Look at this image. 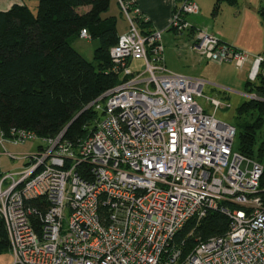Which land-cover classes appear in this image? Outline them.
Returning <instances> with one entry per match:
<instances>
[{
	"label": "built area",
	"instance_id": "built-area-1",
	"mask_svg": "<svg viewBox=\"0 0 264 264\" xmlns=\"http://www.w3.org/2000/svg\"><path fill=\"white\" fill-rule=\"evenodd\" d=\"M118 1L128 28L109 53L121 82L87 106L98 113L94 129L76 147L64 131L44 139L16 175L0 178L10 264H264V164L240 153L236 126L215 116L230 103L205 95L204 79L167 70L163 30L141 33L137 8ZM198 12L184 0L166 30H188L192 49L208 61L243 67L251 59V82L264 73V54L183 17ZM79 37L89 40L85 29ZM134 61L141 67L131 68ZM10 134L13 142L37 139ZM209 211L225 215L228 230L182 256L177 232Z\"/></svg>",
	"mask_w": 264,
	"mask_h": 264
},
{
	"label": "trees",
	"instance_id": "trees-1",
	"mask_svg": "<svg viewBox=\"0 0 264 264\" xmlns=\"http://www.w3.org/2000/svg\"><path fill=\"white\" fill-rule=\"evenodd\" d=\"M35 1V12L25 3L0 10V131L10 137L12 130H26L41 139L64 131V139L76 147L94 129L98 118V113L87 106L121 82V72L114 68L109 53L120 35L117 18L105 14L113 0ZM121 1L129 3L130 11L134 9L129 0ZM183 1L177 0L173 11ZM223 2L237 3L215 0V13ZM258 11L264 21V6ZM120 13L128 28L121 9ZM132 17L141 33L153 31L141 13H133ZM83 29L95 45L91 60L72 44ZM245 86L246 92L254 89L262 100H248L237 108V114L255 109L259 113L236 127V149L264 164V74L255 83L247 80ZM38 203L32 201L33 205ZM228 228L225 215L209 211L199 220L187 221L177 232L175 244L184 256L198 242L222 235ZM6 248L7 233L0 218V250Z\"/></svg>",
	"mask_w": 264,
	"mask_h": 264
},
{
	"label": "rangeland",
	"instance_id": "rangeland-1",
	"mask_svg": "<svg viewBox=\"0 0 264 264\" xmlns=\"http://www.w3.org/2000/svg\"><path fill=\"white\" fill-rule=\"evenodd\" d=\"M193 1L200 8V13L197 15L185 14L183 17L189 24H193L196 28L207 29V25H203L204 21H201V19H205L208 20V24L212 25L214 29L219 30L220 28H223L226 33L233 30L232 34L234 35L238 33L236 31L237 28L235 25L239 22L243 23L244 27V30L240 34L241 36L245 33V29H253L249 21H243V16L238 17L241 9L237 6H232L224 2L222 3L220 10L215 13L213 11L214 0ZM27 5L32 9V11L35 12V0H27ZM246 12L247 11L244 13ZM105 14H113L116 16L117 30L119 33L123 32L127 28V23L125 22L122 14L120 13V9L114 0L111 1L109 9ZM160 43L162 47V58L167 70L192 78L204 79L205 81L209 82L203 89L205 95L213 97L215 96L220 98L222 101H228L230 103V107L223 109L219 108L216 111L215 116L218 119L226 121L237 127L240 124H243L250 119L253 120V118L257 117L259 113L257 109L249 110L243 114H237V108L241 105V103L248 100H253L245 96L247 94V88L245 84L248 80V72L251 69V64L245 75V73L240 72V67L233 61L216 62L206 60L197 51L192 49L193 39L186 29L182 30L181 32L177 30L164 29L162 31ZM72 44L73 47L86 59L91 60L92 52L95 46L94 42L87 39H77ZM141 65V62L134 61L131 68L141 67ZM259 76L253 82L249 80L248 81L250 83H255L257 82ZM251 93L255 94L254 89ZM197 101L203 107L205 106L207 112L210 113L212 111L211 108L206 105L205 99L203 97L197 98ZM262 117L264 121V113ZM37 144L45 146V142L43 140H33L32 145L34 150L32 154L37 152Z\"/></svg>",
	"mask_w": 264,
	"mask_h": 264
},
{
	"label": "crops",
	"instance_id": "crops-1",
	"mask_svg": "<svg viewBox=\"0 0 264 264\" xmlns=\"http://www.w3.org/2000/svg\"><path fill=\"white\" fill-rule=\"evenodd\" d=\"M137 8L138 12L141 13L146 19L151 23V27L154 29L164 30L168 27L174 6L177 0H129ZM215 1V0H214ZM237 3L232 6H237L240 8L239 16H243V21H249L253 29H245V33L241 36V32L244 30L243 23L235 25L237 28V34L234 35L233 30L228 33L220 28L219 30L214 29L212 25L208 24V20L201 21L203 25H207V31L217 35L222 41L230 44L238 49L245 50L252 54H263L264 52V21L262 16L259 14V8L264 6V0H236ZM27 4V0H0V10H6L14 4ZM115 3L117 4L116 0ZM224 3V2H223ZM238 4V5H237ZM118 6V5H117ZM199 8V7H198ZM247 11L246 13H244ZM200 13V8L199 12ZM197 13V14H198ZM242 13V14H241ZM245 15H244V14ZM194 14V15H197ZM200 21V20H199ZM211 27H210V26ZM127 28L119 33H125ZM232 34V35H231ZM81 39V38H79ZM193 39V38H192ZM251 64V59L243 67H240V72L245 73L248 71ZM243 69V70H242ZM5 140L2 139V133L0 131V178L5 173H12L16 175L24 166H26L28 161V156L32 155L34 147L32 145L33 140L28 139L21 142H13L9 140L10 137L3 136ZM3 138V139H4ZM37 139H41L38 138ZM44 141V139H41ZM41 146V147H40ZM43 146L37 144V151ZM7 153L13 155L9 156ZM12 261V255L9 248L0 250V264H10Z\"/></svg>",
	"mask_w": 264,
	"mask_h": 264
},
{
	"label": "water",
	"instance_id": "water-1",
	"mask_svg": "<svg viewBox=\"0 0 264 264\" xmlns=\"http://www.w3.org/2000/svg\"><path fill=\"white\" fill-rule=\"evenodd\" d=\"M75 119V118H74Z\"/></svg>",
	"mask_w": 264,
	"mask_h": 264
}]
</instances>
